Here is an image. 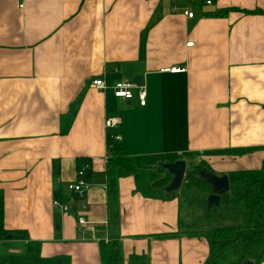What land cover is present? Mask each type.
<instances>
[{
    "label": "crops",
    "instance_id": "1",
    "mask_svg": "<svg viewBox=\"0 0 264 264\" xmlns=\"http://www.w3.org/2000/svg\"><path fill=\"white\" fill-rule=\"evenodd\" d=\"M205 1L0 0L3 225L27 233L24 242L5 243L39 242L42 258L101 264L99 241L108 235L109 134L121 137L126 156L197 154L221 178L260 169L264 13L215 15L226 8L264 12V0ZM172 67L186 71L160 72ZM94 79H103L106 89L97 91ZM118 82L141 85L146 105L136 97L115 98ZM109 116L119 118L118 128L105 129ZM228 149L254 151L204 155ZM78 158L91 162L84 215L92 228L82 237L78 203L67 213L53 206L55 199L67 203ZM117 188L124 264L131 255H147L150 264H205L204 238H154L178 231V195L145 198L132 176L120 178Z\"/></svg>",
    "mask_w": 264,
    "mask_h": 264
},
{
    "label": "trees",
    "instance_id": "2",
    "mask_svg": "<svg viewBox=\"0 0 264 264\" xmlns=\"http://www.w3.org/2000/svg\"><path fill=\"white\" fill-rule=\"evenodd\" d=\"M231 11H240L245 14H261V10H239L226 8L216 13L215 16L223 17ZM106 175H107V205H108V235L99 241V256L101 264H124L121 241L117 236L119 214L117 211V185L123 177L132 176L136 191L141 196L150 199H170L176 194H164L163 188L170 182L171 176L159 167L161 162H174L183 159L187 162L186 175L183 186L188 184L202 192H211L210 186L190 177L193 172L189 170V158L197 154L186 153L181 156L173 155H141L126 156L120 144L107 138ZM254 151V149H228L205 152L204 155L212 156H240ZM91 162L86 158L76 160V169H80ZM205 168L208 173L211 169ZM192 169V168H191ZM191 172V173H190ZM231 195H221V200L230 215L242 220L241 225L216 226L202 232H186L188 236L204 238L209 247V256L205 264H241L244 261H253V264H264V159L258 170L238 171L228 175ZM181 232L173 235H157L154 238L177 237ZM10 236V239H8ZM27 233L4 229L3 225V196L0 192V243L7 241H26ZM0 264H70L67 256L42 258L40 256V243L28 241L24 245L22 254H0ZM128 264H150L147 255H131Z\"/></svg>",
    "mask_w": 264,
    "mask_h": 264
},
{
    "label": "rangeland",
    "instance_id": "3",
    "mask_svg": "<svg viewBox=\"0 0 264 264\" xmlns=\"http://www.w3.org/2000/svg\"><path fill=\"white\" fill-rule=\"evenodd\" d=\"M204 163L205 162L200 158L196 156L192 157L190 159L189 170H192L193 172H190V177L195 178L198 181L199 179H202L211 183L213 191L202 192L197 190L195 187L186 184L178 193H176L181 201L182 210V222H179L178 224V232H202L216 226L242 224V220L237 217H233L232 220L227 218L231 209L230 207L227 208L222 201L219 202L218 206H213L212 208L207 207L208 198L212 193L219 194L223 191L224 194L230 196L231 193L229 194V192L231 191L230 187L228 188L226 182L223 181L219 175L214 173H211L212 175L207 174L208 172L206 171ZM23 251L24 246L22 244L0 243V254H22ZM222 264H227L226 260L222 262ZM241 264L249 263L248 261H244L241 262Z\"/></svg>",
    "mask_w": 264,
    "mask_h": 264
},
{
    "label": "built area",
    "instance_id": "4",
    "mask_svg": "<svg viewBox=\"0 0 264 264\" xmlns=\"http://www.w3.org/2000/svg\"><path fill=\"white\" fill-rule=\"evenodd\" d=\"M212 3L211 0H206L205 4L210 5ZM175 8L172 7L171 11H174ZM184 15L188 18L193 17V13L189 11H185ZM193 43L186 44L187 47H191ZM186 68L184 67H172V68H164L161 69V73H185ZM92 86L99 92L104 91L106 89L105 83L103 79H94L92 81ZM136 91V94H134ZM113 96L117 99H122L125 101H131L134 97L137 98L139 106L144 107L146 105V91L137 83L134 82H118L113 87ZM120 120L116 117H106L104 121V127L107 130L116 129L120 126ZM107 138H110L114 142H118L120 144L121 137L119 135H107ZM89 164H85L80 169L76 171L75 179L67 185V190L70 193V196L67 199V203H62L60 200L55 199L53 201V206L58 207L62 212L67 213L70 211V205L73 203H78V215L76 218L77 223V236H84L91 231L92 224L87 220L84 213L87 211V203H86V193L90 188L88 183V172H89ZM108 226V223L105 224Z\"/></svg>",
    "mask_w": 264,
    "mask_h": 264
},
{
    "label": "water",
    "instance_id": "5",
    "mask_svg": "<svg viewBox=\"0 0 264 264\" xmlns=\"http://www.w3.org/2000/svg\"><path fill=\"white\" fill-rule=\"evenodd\" d=\"M136 81L139 82V79H135V82ZM159 167L162 170H164L167 175L171 176L170 182L163 188V193L164 194L178 193L180 191V188L183 184L186 175L187 162L183 159H178L174 162H161L159 163ZM207 174L212 175L211 173H207ZM221 179L226 182V185L229 188L230 184H229L228 176L227 178H221ZM199 181L207 183L210 186L211 191H213V187L211 183L204 181L202 179H199ZM221 194L228 197V195L224 194L223 191H221L219 194L212 193L208 198L207 207L212 208L213 206H218L221 199ZM8 239H10V236H8ZM248 263L253 264V261H248Z\"/></svg>",
    "mask_w": 264,
    "mask_h": 264
}]
</instances>
